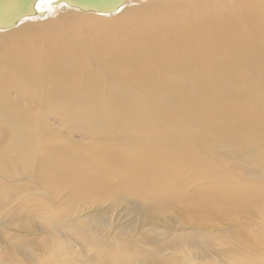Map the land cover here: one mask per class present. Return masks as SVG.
<instances>
[{"label":"bare ground","instance_id":"bare-ground-1","mask_svg":"<svg viewBox=\"0 0 264 264\" xmlns=\"http://www.w3.org/2000/svg\"><path fill=\"white\" fill-rule=\"evenodd\" d=\"M106 22L110 36L90 33L86 51L72 48L75 37ZM0 110V131L12 129L6 138L0 133L1 220L29 230L31 218L46 226L58 216L88 252L123 246L121 254L136 264L146 263L145 254L129 252L137 243L136 250L186 253L172 264L193 256L197 264H243V225L256 229L238 221L252 219L243 211L228 221L196 199L180 205L195 209L188 221H226L224 249L240 247L228 259L190 242L193 234L183 238L186 224L154 225L156 231L139 232L144 242L124 243L120 238L131 235L123 237L120 227L86 231L90 219L79 215L118 193L148 197L155 220L171 196L194 191L227 192L235 204L246 193L264 197V0H128L112 14L38 0L16 26L0 28ZM154 219L143 221L151 226ZM17 239L8 236L11 246L0 247V264H18L15 255L24 263L45 264L46 255L59 263L67 253L59 244L37 253L31 247L25 257L9 248ZM71 241L69 254L78 255ZM73 261L90 264L87 257Z\"/></svg>","mask_w":264,"mask_h":264},{"label":"rangeland","instance_id":"rangeland-1","mask_svg":"<svg viewBox=\"0 0 264 264\" xmlns=\"http://www.w3.org/2000/svg\"><path fill=\"white\" fill-rule=\"evenodd\" d=\"M107 24L108 22L104 24L103 28H99L98 26L97 28L89 29L90 32L88 31L87 34L83 33V34H80L78 37L73 36L72 38L75 37L73 39V43L72 41L70 42L72 48L75 47L74 50L77 52L86 51L87 44H89L88 42L90 41V36H89L90 33H95L99 36L101 34H105V37L110 36L112 33V30H110V27L106 26ZM90 25L93 26L92 24ZM228 74L229 76H232L231 72H228ZM249 75H252V74H248V73L243 74L244 77H248ZM11 131L12 129L7 132L0 131V133L3 138H6V136H8ZM191 180H194V179H191ZM192 185L193 184H191L190 186ZM172 189L174 190L175 187H172ZM169 190L170 189H168L167 192H169ZM205 191L207 190L194 191V192H191L190 194H187V197H183V198L179 196L169 195L172 198L171 207H166L162 211H160L156 220L154 219L156 209L154 210L150 207L148 197H145V199H143L138 196H124L119 193L117 195L118 197L117 199L110 197L102 201L101 204H89L88 206H90V208L86 209L85 211H81L82 213L83 212L85 213L83 214L80 213L79 216H80V219H82L84 218L83 215L87 213L86 217L88 216L90 219L88 222L89 226L84 224L86 226L85 228L86 231L88 228L93 227L92 224L95 226L98 225L99 228L102 229L103 234H109L113 232L116 227H120V230L124 231L123 237H129L126 235H131L129 238H120V241L121 242L124 241V243L125 242L130 243L128 239L132 240L131 237L138 238L139 241L144 242V240L141 238L142 235L139 232L147 231L152 228H153L152 231H156L157 227H154V225L159 226V227L160 226L164 227L161 229L170 230L171 227L179 228L180 224H186V227H184L185 232L184 234H182L183 238L186 236V234H193L190 238V242H201L203 245H205L207 252L209 254L215 255L214 257L216 259H220L224 256H226V258L228 259L230 256L237 255L238 253L240 259H242L243 264H247V263L264 264V259H260V253L264 258V200L260 198H264V197H259L257 195L249 196L246 193L244 196L238 195L236 197L237 198L236 202L238 203L235 204L233 202L227 201L228 200L227 192L218 194V191L216 189L213 190L212 192L208 191L205 193ZM59 199H60V202L63 203V199L61 197ZM193 199H196L200 202V204H203L205 210H217L219 213L226 214L228 221L231 220V218L234 216L232 214L233 212H235L236 210H239L238 212L243 211L244 214L251 216L252 219L245 218L246 221L244 219H238V221L241 222L243 220L242 223L251 222V225L254 227V229L255 228L256 229L251 230L250 228H247L245 225H243L244 228H243V231L241 232L242 236L245 237L244 239L245 243L243 244V247L240 248L238 246L235 247L231 245L230 247L224 249V238L222 236V233L226 231L224 230V225H226V223L225 224H220V223H223L226 221L221 220L220 222H216L217 220L221 219L220 216H218L214 221L212 217L210 219H209V216L207 217L205 211L199 210L197 212L206 216L209 219V223H208L207 218L205 219L206 224L204 223L198 224L195 221H188L186 219L187 216L195 212V209L190 210L187 208V206L180 209L181 207L180 205L183 202H191ZM65 203L66 205H69L70 200L69 199L66 200ZM63 206H65L64 203H63ZM144 210L146 211V214L143 213ZM96 211L98 213H96ZM104 211L107 212L106 216L95 215V214H102ZM260 214L263 216L262 219H257L256 216ZM1 219L2 218H0V247L11 246L10 244H8V236L9 237L14 236V237L19 238L17 240L20 243H18V247H9V248L11 249L17 248L18 249L17 252L19 254L27 255L25 257H30L31 255H33L31 251V247H33V249L37 248L36 250H34L37 253L38 249H39L38 252H40V249L41 251L42 249L47 250L48 246H58L59 244H62L61 246L66 249V252H67L66 256L64 255L62 257L60 256L61 260L60 262L58 260L59 263H57L56 260L48 261L47 258L49 257V255H46L47 258L43 260L45 264H49V262L50 264H63V263L64 264H77V262H74L73 259L77 261L81 260L82 262H84L86 261V257L90 260V264H101V263L102 264H105V263L106 264H111V263L112 264H122V263L129 264V261H130V264H136L133 258H129L130 260L125 259L124 256L121 254V253H124V252H121L122 250H120V249H124L123 246H121L120 249L113 247L111 248V250H109L110 249L109 247H100L99 249L100 251L92 250L91 248H89V252H88L86 249L87 246L85 242L79 239V237H76V235L73 233L75 229H72L70 227H66L67 229L64 228V224L61 218H59L58 216L55 218V221L52 224L46 225V226H40L39 222H36L34 218H31V220L28 221L30 225L29 230L23 227H19L18 225H12L9 222V219L7 220L6 217H4V220H7V221H5L4 223H3L4 220H1ZM21 219L23 220L24 216L21 215ZM145 219H154L155 221H152L153 224L149 226L148 225L149 221H143ZM231 223L234 224L236 222L232 221ZM100 224L102 225L106 224V227L103 229ZM215 224H218V226L215 227L214 226ZM208 225H213L214 227L209 228ZM238 235L235 236L234 241L236 240ZM69 239L72 240L71 243L69 244L70 247L71 248L74 247L73 249L76 252H78V255L69 254L71 251L68 250L66 247L67 245L66 243H68L67 240ZM115 239H116V235L111 238V242H114V244L116 245ZM140 244L141 243H137L135 245L130 244V246L132 245L134 246L131 248L132 250H129V252H132L133 254L138 256V259L143 254H145L146 255L145 264H165L164 263L165 260H167L168 263L172 264L175 262V259L182 258L186 255L185 252L173 251L170 249H165L163 252H158V253H154L153 249L149 247L136 250L138 247H140ZM82 252L84 255L82 254ZM7 255L11 256V253ZM13 255L14 254H12V256ZM1 257H2V260L3 258L4 259L6 258L8 260V257L7 256L4 257L3 254ZM98 257L101 258V260ZM14 259L18 261V264H25V263L33 264V263H28V262L24 263L21 257L18 258V256L16 255ZM108 259L109 261L105 262ZM14 263H11V264H14ZM137 264H141V262L139 261L137 262ZM189 264H197V261L194 260V256L191 258Z\"/></svg>","mask_w":264,"mask_h":264},{"label":"water","instance_id":"water-1","mask_svg":"<svg viewBox=\"0 0 264 264\" xmlns=\"http://www.w3.org/2000/svg\"><path fill=\"white\" fill-rule=\"evenodd\" d=\"M38 0H0V28L9 29L16 26L28 14L35 11ZM63 5L76 8L82 12L112 14L128 0H56ZM7 15V17H5Z\"/></svg>","mask_w":264,"mask_h":264}]
</instances>
